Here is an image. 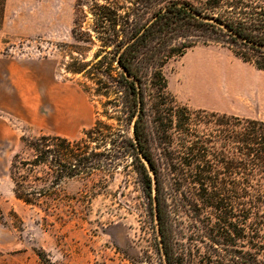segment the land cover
<instances>
[{
    "label": "rangeland",
    "instance_id": "rangeland-1",
    "mask_svg": "<svg viewBox=\"0 0 264 264\" xmlns=\"http://www.w3.org/2000/svg\"><path fill=\"white\" fill-rule=\"evenodd\" d=\"M76 1L0 0V264H166L155 204L139 174L125 168L131 158L111 173L67 181L42 205L14 194L9 168L22 136L74 139L106 119L100 98L64 68L76 45ZM195 34L198 42L164 67L171 93L192 109L264 120V70L236 54L247 53L240 41L206 27ZM158 197L168 264H231L249 250L242 238L230 246L211 234L215 210L198 202L194 211L190 176L163 173Z\"/></svg>",
    "mask_w": 264,
    "mask_h": 264
},
{
    "label": "trees",
    "instance_id": "trees-1",
    "mask_svg": "<svg viewBox=\"0 0 264 264\" xmlns=\"http://www.w3.org/2000/svg\"><path fill=\"white\" fill-rule=\"evenodd\" d=\"M199 1L202 6L193 0H77L76 45L64 68L100 98L106 119L97 118L74 139L22 136L9 175L17 199L42 205L67 181L111 173L131 158L125 168L139 174L159 216L161 175L190 176L194 211L198 202L215 210L211 234L220 232L230 246L234 237L249 245L240 256L234 251L231 264H264V120L192 109L171 93L164 72L198 42L201 27L240 41L247 53L236 54L264 70V0Z\"/></svg>",
    "mask_w": 264,
    "mask_h": 264
},
{
    "label": "water",
    "instance_id": "water-1",
    "mask_svg": "<svg viewBox=\"0 0 264 264\" xmlns=\"http://www.w3.org/2000/svg\"><path fill=\"white\" fill-rule=\"evenodd\" d=\"M197 15V14H196ZM198 18L204 20V21H213L211 20L210 18L208 17H205V16H200V15H197ZM219 26L221 28H223L226 32L232 34L233 36L239 38L241 41H244V42H247V43H251L250 41H248L247 39L243 38L242 36H240L239 34H237L236 32H234L232 29H230L228 26L224 25V24H219ZM252 44V43H251ZM261 48L264 49V46H260ZM154 204H155V222H156V230H157V234H158V237H159V242H160V246H161V251H162V254H163V257H164V260H165V263L168 264V261H167V256H166V252H165V249H164V241H163V236H162V232H161V227H160V223H159V211H158V204H157V201L155 200L154 201Z\"/></svg>",
    "mask_w": 264,
    "mask_h": 264
}]
</instances>
